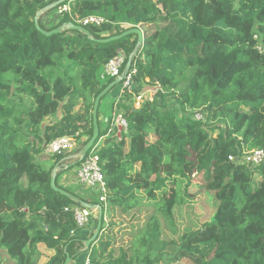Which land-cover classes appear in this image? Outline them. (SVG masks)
Masks as SVG:
<instances>
[{"label": "trees", "instance_id": "obj_1", "mask_svg": "<svg viewBox=\"0 0 264 264\" xmlns=\"http://www.w3.org/2000/svg\"><path fill=\"white\" fill-rule=\"evenodd\" d=\"M57 1L0 0V253L15 264H264V161H240L264 153V0H65L70 13L46 24L55 10L40 12ZM89 16L106 23H79ZM62 26L82 30L42 33ZM141 27L136 50V35L110 39ZM120 51L125 64L132 55L131 93L111 102L104 130L100 106L114 88L101 98L98 139L71 165L97 157L105 202L59 186L57 172L65 196L37 158L64 136H85L84 148L95 98L115 80L101 72ZM205 194L213 219L180 227L178 208ZM84 205L101 212L88 247L98 217L91 236L89 226L75 235Z\"/></svg>", "mask_w": 264, "mask_h": 264}, {"label": "built area", "instance_id": "obj_2", "mask_svg": "<svg viewBox=\"0 0 264 264\" xmlns=\"http://www.w3.org/2000/svg\"><path fill=\"white\" fill-rule=\"evenodd\" d=\"M54 0H44L46 3H50ZM53 5L45 8L42 13L50 9ZM54 8V16L56 19L61 18L64 14H69L71 11V7L69 3H61ZM79 23L82 25H90L98 27L106 21L100 17L89 16L81 20ZM126 56L120 51L118 54L111 60H109L100 75L101 80L105 79H117L121 78L120 81V94L123 93H131V75L128 73L122 72V69L125 65ZM152 93L150 92L147 98H151ZM141 97H138L134 103V108L138 109L141 105ZM194 118L196 120H201L200 114H195ZM116 123H118L119 130L122 132H126L127 125L125 120H123L120 116L116 117ZM120 133V132H119ZM76 139L73 137H60L51 143L47 144L43 149V154L47 157H66L68 154L72 153V151L76 148ZM230 161H235L236 158L230 157ZM240 161L244 164L250 166H256L261 164L264 161V153L260 150H250L244 151L240 158ZM76 179L78 183L88 189H94L98 196H96L97 200L104 203L105 202V184L103 181V176L98 165L97 157L90 156L84 159L78 169L75 172ZM94 195V194H93ZM73 216L75 223L77 225L78 230L75 231V235L79 234V230L84 229L89 226L91 221V211L87 208H75L73 210ZM2 258L0 257V264H5V261L2 262ZM81 264H89L88 256L84 258Z\"/></svg>", "mask_w": 264, "mask_h": 264}, {"label": "rangeland", "instance_id": "obj_3", "mask_svg": "<svg viewBox=\"0 0 264 264\" xmlns=\"http://www.w3.org/2000/svg\"><path fill=\"white\" fill-rule=\"evenodd\" d=\"M41 13L42 12H40V14ZM45 22H46V24H49V25H55L58 22V19H56L54 16V12L49 14L48 16H46ZM151 28L153 29V27H151ZM140 30L143 34L146 31V29L144 27H141ZM150 32H151V30L147 29L146 33H150ZM105 35H106V33H105ZM119 86H120V84L115 86L114 89L119 87ZM112 91L106 95L105 99L112 93ZM146 94L149 95L150 94L149 91H147ZM103 101H102V103H103ZM178 114H182V113L179 112ZM187 114L190 116V113L187 112ZM184 115H186V114H184ZM115 119H114V124L116 126H118V123H116ZM105 126H106L105 123L102 124V122H100V129L104 130ZM119 127H120V125L118 126V128ZM78 143L79 142L77 141L76 142V148L72 151V153L68 154L66 156V159H64L62 162H59V159H57V158L54 159V157H47L43 154L46 157L45 159H47V161H49V160L55 161L54 166H51V168H53V170L55 169L56 173L58 172L60 174L59 177L57 178V182H58L59 186H60V182H59L60 177H63L64 179H66V177H69L68 181H71L72 180L71 178L74 176L75 169H78V167L80 165L79 164L78 166L71 167V165H74L81 158L82 146H80V145L82 143H80V145ZM39 158L40 157L37 158V161ZM46 164L47 163H44L43 161H41L42 168L47 169L48 167L45 166ZM192 180H193V182H196V177L194 179L192 178ZM23 183H25V182H23ZM77 189L82 191L80 188H77ZM84 190L88 191L89 193H93L95 196H98V193L94 189L90 190V189L85 188ZM193 200L194 201H192V203H189L186 206L178 208L177 211H178L179 216H180V220H179L180 223L178 225L180 227L189 228L190 230L191 229L197 230V229L201 228L202 225L210 222L213 219L214 211H213L212 206L210 204V196L208 194H205L203 197L196 196ZM89 210L91 211V209H89ZM125 220H128V218H125ZM94 225H95V221L91 222V226H90L91 233L94 232ZM179 230H181V229H179ZM114 233H116L115 235H118V236L121 235V233L117 232L116 230ZM169 233H170V231L168 229H165L164 237L172 238L173 236ZM0 257L2 258L1 259L2 262L6 261V264H13L11 261H9V262L7 261V258H6L4 253L1 252ZM43 261H44V259H42L40 264H42Z\"/></svg>", "mask_w": 264, "mask_h": 264}, {"label": "water", "instance_id": "obj_4", "mask_svg": "<svg viewBox=\"0 0 264 264\" xmlns=\"http://www.w3.org/2000/svg\"><path fill=\"white\" fill-rule=\"evenodd\" d=\"M65 0H60V1H57L55 4H53L52 7H56L58 6L59 4L61 3H64ZM51 7V8H52ZM35 27L38 29V23H37V18L35 19ZM73 27L74 29H77V30H82L81 27H74V26H62L60 28H57V29H54L52 31H50L49 33H45L44 31H42V33H44L45 35L49 36V35H52V34H56V33H59L61 32L62 30H64L65 28H71ZM127 35H136L137 37V44H136V47H135V50L138 48L139 45L142 44V41H143V33L141 32L140 29L138 28H132V29H129V30H126L125 32H123L122 34L118 35V36H115V37H112L110 39L112 40H115V39H120L124 36H127ZM131 59H132V55L128 58L126 64H125V70H124V73H127L130 65H131ZM120 81H121V78H117L115 79L111 84H109L107 87H105L101 93L95 98V101H94V105H93V109H92V125H93V132H92V136L91 138L89 139V141L86 143V145L84 146V148L82 149V152H81V157H84V155H86V153L91 149V147L94 145V143L96 142V140L98 139V136H99V128H98V120H97V113H98V107H99V103H100V100L102 97H104L107 93H109L115 86H117L118 84H120ZM126 133V132H125ZM55 175H56V172L54 170V172L52 173V177H51V180H50V187L65 195V196H70L68 195L67 193H65L64 191L60 190L59 188H56L55 187ZM85 208H89L91 209L92 206H89V205H84ZM97 210H99V208L97 207ZM100 227H101V212L99 211L98 212V222H97V227H96V230L93 234V236L88 240L86 241V246L88 247L92 241L98 236L99 232H100ZM71 260L69 257L66 258L65 260V263L64 264H70Z\"/></svg>", "mask_w": 264, "mask_h": 264}, {"label": "crops", "instance_id": "obj_5", "mask_svg": "<svg viewBox=\"0 0 264 264\" xmlns=\"http://www.w3.org/2000/svg\"><path fill=\"white\" fill-rule=\"evenodd\" d=\"M119 96H120V86L119 87H117V88H115V89H113V91H112V93L103 101V103L101 104V106H100V122H102V124L103 123H105V124H107L106 123V121H107V118H108V116H109V111H110V105H111V102H114V101H117L118 100V98H119ZM59 119V117H57L56 119H54V118H47L46 120H45V122H44V124L46 123V124H49V123H53V122H55V121H57ZM106 127V126H105ZM112 129H115L116 131H117V135H119V132H122V131H120L119 130V128H118V126H116L115 124H114V120L112 121V123L110 124V130H112ZM109 130V131H110ZM109 131H108V133H109ZM85 139H86V137L85 136H81V138L79 139V143L78 144H80V143H82V142H84L85 141ZM40 158L38 159V163H40V165H41V161H43L44 163H47L45 166L46 167H48L47 169H50L51 168V166H54V164H55V161L54 160H49V161H47V159H45L46 157L44 156V155H40L39 156ZM64 159H66V157L65 158H63V159H60V161L59 162H62ZM55 170V169H54ZM53 170V171H54ZM75 172H76V169H75V171H74V176L71 178L72 180L71 181H68V178L69 177H66V179H64L63 177H60V186H62V187H64V188H71V190H73L76 194H78L79 196H81V197H83V198H85L86 200H89V199H91V195L95 198V199H97L96 198V196L95 195H93V193H89L88 191H86V190H84L86 187H84V186H82V185H80L79 183H78V181H77V179H76V176H75ZM68 186V187H67ZM74 187V188H73ZM77 188H80L82 191H80V190H78ZM76 189V190H75ZM86 189H88V188H86ZM84 190V191H83ZM93 200V199H92ZM97 207L98 206H94L93 208H91V220H93V218L96 216V217H98V211H97ZM94 215V216H93ZM91 222L92 221H90V224H89V228H87L86 230H85V233H84V235H86V236H91V228H90V226H91ZM83 255V254H82ZM85 256L86 255H84V256H81L80 258H85ZM80 261H81V259H80ZM13 263V262H12ZM13 264H15V263H13ZM73 264H77V261H75V262H73Z\"/></svg>", "mask_w": 264, "mask_h": 264}, {"label": "clouds", "instance_id": "obj_6", "mask_svg": "<svg viewBox=\"0 0 264 264\" xmlns=\"http://www.w3.org/2000/svg\"><path fill=\"white\" fill-rule=\"evenodd\" d=\"M98 211V210H97Z\"/></svg>", "mask_w": 264, "mask_h": 264}]
</instances>
